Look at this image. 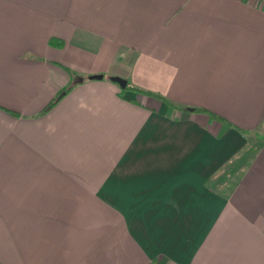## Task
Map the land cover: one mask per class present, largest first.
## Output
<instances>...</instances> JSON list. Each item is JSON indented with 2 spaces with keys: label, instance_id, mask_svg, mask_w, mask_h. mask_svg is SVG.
I'll list each match as a JSON object with an SVG mask.
<instances>
[{
  "label": "crops",
  "instance_id": "crops-1",
  "mask_svg": "<svg viewBox=\"0 0 264 264\" xmlns=\"http://www.w3.org/2000/svg\"><path fill=\"white\" fill-rule=\"evenodd\" d=\"M0 264H264V0H0Z\"/></svg>",
  "mask_w": 264,
  "mask_h": 264
},
{
  "label": "trees",
  "instance_id": "trees-1",
  "mask_svg": "<svg viewBox=\"0 0 264 264\" xmlns=\"http://www.w3.org/2000/svg\"><path fill=\"white\" fill-rule=\"evenodd\" d=\"M59 45H61V43L60 42H57L56 43V46H59ZM125 90H134V91H137V92H140V93H144V94H147V95H153L156 99H159L160 101H162L163 103H164V105H172V104H170L169 103V101L168 100H166L165 98H163V97H161V96H158V95H155V94H151V93H149V92H144V91H142V90H139V89H137V88H132V87H129V85H126V87H125ZM66 91H68V90H66ZM64 93H66V92H64ZM63 95H65V94H62V95H60V96H58V97H56V99L54 100V101H52L48 106H47V108L44 110V111H46L47 109H49L50 107H52L53 105H55L56 103H57V101L63 96ZM183 109V108H182ZM184 111H190V112H195V113H203V114H207V115H210L211 117H213L215 120H218V121H221V122H225L223 119H221L220 117H218V116H216V115H214V114H212V113H210V112H208L207 110H204V109H202V108H193V109H183Z\"/></svg>",
  "mask_w": 264,
  "mask_h": 264
},
{
  "label": "water",
  "instance_id": "water-1",
  "mask_svg": "<svg viewBox=\"0 0 264 264\" xmlns=\"http://www.w3.org/2000/svg\"><path fill=\"white\" fill-rule=\"evenodd\" d=\"M103 76L101 75H94V76H89V80H101ZM109 80L115 84H117L121 89H125L126 87V81L119 78V77H110Z\"/></svg>",
  "mask_w": 264,
  "mask_h": 264
}]
</instances>
